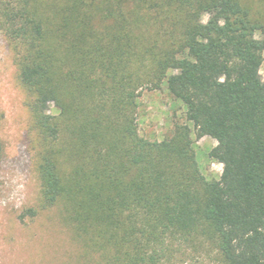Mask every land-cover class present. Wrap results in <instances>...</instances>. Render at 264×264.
<instances>
[{
	"label": "trees",
	"instance_id": "16d2710c",
	"mask_svg": "<svg viewBox=\"0 0 264 264\" xmlns=\"http://www.w3.org/2000/svg\"><path fill=\"white\" fill-rule=\"evenodd\" d=\"M259 1L0 0L41 206L62 204L86 264H175L186 248L264 264ZM162 86L183 120L151 141L138 97ZM203 136L218 177L199 166Z\"/></svg>",
	"mask_w": 264,
	"mask_h": 264
},
{
	"label": "rangeland",
	"instance_id": "374dc122",
	"mask_svg": "<svg viewBox=\"0 0 264 264\" xmlns=\"http://www.w3.org/2000/svg\"><path fill=\"white\" fill-rule=\"evenodd\" d=\"M242 1L253 14L263 9L259 0ZM258 79L264 91V52ZM25 100L12 52L0 31V264H86L85 248L62 204L41 206L35 136ZM138 103L139 133L148 140H162L175 122L183 120L182 107L165 86L141 89ZM215 143L210 136L195 139L199 166L209 177H218L222 170L206 156ZM175 264L221 263L214 251L204 254L186 248Z\"/></svg>",
	"mask_w": 264,
	"mask_h": 264
}]
</instances>
